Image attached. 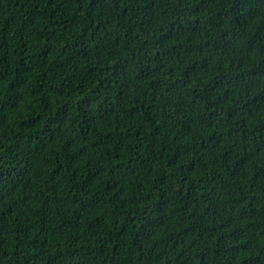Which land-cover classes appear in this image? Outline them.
Returning a JSON list of instances; mask_svg holds the SVG:
<instances>
[{"label": "trees", "instance_id": "16d2710c", "mask_svg": "<svg viewBox=\"0 0 264 264\" xmlns=\"http://www.w3.org/2000/svg\"><path fill=\"white\" fill-rule=\"evenodd\" d=\"M0 264H264V0H0Z\"/></svg>", "mask_w": 264, "mask_h": 264}]
</instances>
